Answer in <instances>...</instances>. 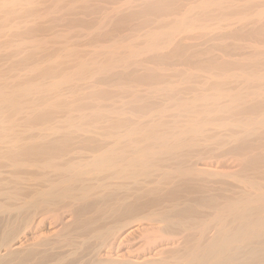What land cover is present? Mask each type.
<instances>
[{
    "label": "bare ground",
    "instance_id": "1",
    "mask_svg": "<svg viewBox=\"0 0 264 264\" xmlns=\"http://www.w3.org/2000/svg\"><path fill=\"white\" fill-rule=\"evenodd\" d=\"M103 1L0 0V264H264V0Z\"/></svg>",
    "mask_w": 264,
    "mask_h": 264
},
{
    "label": "rangeland",
    "instance_id": "2",
    "mask_svg": "<svg viewBox=\"0 0 264 264\" xmlns=\"http://www.w3.org/2000/svg\"><path fill=\"white\" fill-rule=\"evenodd\" d=\"M92 1H93V2H96V1H97L98 3L104 4V1H103V0H96V1L91 0V2H92ZM106 6H107V5H106ZM36 8H37V7H36ZM37 9H38V8H37ZM39 9H43V7L40 6ZM77 10H78V9H77ZM79 10L81 11V10H83V9L80 8ZM79 10H78V12H80ZM83 11H84V10H83ZM83 11H81V12H83ZM93 14H94V13H93ZM97 14L100 15L99 13L94 14V17H95V18L92 17V16H93L92 14H90V17H91V18L88 16L89 19H91L92 21L94 20L95 25H94V23L91 22L92 25H94V27H93V29L95 28L94 31L97 32V31H96L97 28H98V29H97L98 32L100 31V29H101V32H106V31H108L109 29H112V31H113L114 29L111 28V26L109 27V26L107 25L108 27H106V25H104V26L106 27V29H107V30H105V28L103 27V25H101L100 23L98 24V22H100V19H101V18L99 17L100 19H98V18H97V16H98ZM51 15H52V14H51ZM49 16H50V15H49ZM100 16H101V15H100ZM42 18L45 19V22H47V23L50 24V22H51V21H50V17L48 18L47 16H46V17L43 16ZM42 18H39V20L41 19L42 21H44ZM46 18H48L49 20H47ZM96 18H97V19H96ZM98 20H99V21H98ZM54 25H56V26H54ZM54 25H53V26L56 27V28H54V30L56 29L55 31H57V32H58V31H61V30H64L65 28H67L65 24H64V25H59L61 28H60L57 24H54ZM96 25H97V27H96ZM108 28H109V29H108ZM93 29L91 30V32H94ZM52 30H53V29H52ZM52 30H51V33L53 32ZM83 30H85V29H83ZM83 30H82V29H81V30H78V32H79V31H80V32L82 31V32L84 33L85 31H83ZM55 31H54V32H55ZM121 31H122V34H124V35L126 34V32H129V31H126V30H117V34H119ZM123 31H124L125 33H124ZM76 32H77V31H76ZM82 32H81V33H82ZM88 32H89V31H88ZM109 32H110V30H109ZM114 32L116 33L115 30H114ZM118 32H119V33H118ZM191 32H192V31H191ZM193 32H195V31H193ZM193 32H192L191 34H190V32H189V33L187 32V33L190 34V35H192V34H194ZM44 33H45V35H47L48 33H49V35H51L50 32H48L47 34H46V32H44ZM44 33L41 32V33H39V34H41V35L43 34V35H44ZM86 33H87V32H85V34H86ZM99 33H100V32H99ZM110 33L112 34V32H110ZM115 33H113V34L115 35ZM187 33H186V32L183 33V36H185L184 34L188 35ZM91 34H94V33H91ZM91 34H90V35L88 34V35H86V37H83L84 39L86 38L85 40L82 38L83 41H81V42H84V43L79 42L80 45L83 44L84 46H86V47H85L86 49H89V47H91L92 45L95 44V41L93 42L94 39L92 38L94 35L92 36ZM117 34H116V35H117ZM120 34H121V33H120ZM127 34H128V33H127ZM82 36H85V35H82ZM82 36H81V37H82ZM87 36H90L91 38H88ZM4 37H5V38H3V36H2V40H3V39L6 40L8 36L5 35ZM79 39H80V38H79ZM90 39H92V40H90ZM0 40H1V38H0ZM4 40H3V41H4ZM86 40H87V42L89 41V44L86 42ZM105 40H107V38H106ZM187 40H189V41H187ZM187 40H186V41L189 42V43L194 41L193 39H187ZM190 40H192V41H190ZM76 41H77V40H76ZM78 41H79V40H78ZM109 41H111L110 38H109ZM85 42H86V43H85ZM90 42H91V43H90ZM93 43H94V44H93ZM108 43H109V42H108ZM87 45H91V46H87ZM81 47L83 48V46H81ZM93 47H94V46H92L91 49H92ZM263 47H264V45H263ZM0 52H1L2 55H3V51H0ZM2 57H3V61H7V60H5V59H6L5 56H2ZM0 61H1V62H0L1 64H2V63H3V64L6 63V62H3V61H2L1 54H0ZM176 66H177V67H176ZM176 66H175V67L178 68V69H187V68L190 67L188 64H184V63L177 64ZM174 77H177V75L174 76ZM176 79H179V76H178V78H176ZM227 155H228V156H225V155H224V156H218L217 158H216V157H213V158L211 157V158H210L211 160H210V161L208 160V162L210 163V166H211V167L217 166V167H214V168H218V167H219V168H223V167H224V169H231V168H232V169H234V168L236 169V167H238V166H237V164H236L237 162H235V161H236L235 158H234V157H231V156H232L231 154H227ZM221 157H222V158H221ZM233 158H234V159H233ZM233 160H234V161H233ZM211 164H212V165H211ZM224 165H225V166H224ZM220 166H221V167H220ZM227 167H228V168H227ZM233 167H234V168H233ZM138 235H139V234H138Z\"/></svg>",
    "mask_w": 264,
    "mask_h": 264
}]
</instances>
